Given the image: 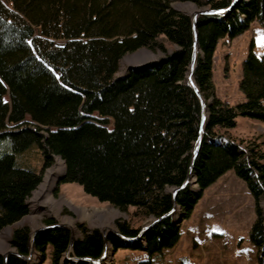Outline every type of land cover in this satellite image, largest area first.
Segmentation results:
<instances>
[{"label":"trees","instance_id":"trees-1","mask_svg":"<svg viewBox=\"0 0 264 264\" xmlns=\"http://www.w3.org/2000/svg\"><path fill=\"white\" fill-rule=\"evenodd\" d=\"M175 1L209 9L231 4L0 0V230L28 213L27 198L41 181V171L31 163L34 150L44 168L52 155L59 156L64 162L60 182L78 183L100 202L120 210L133 207L154 218L171 211L167 189L186 178L202 110L185 80L194 40L191 18L171 6ZM255 21L264 23V0H238L225 15H199L196 20L200 52L192 79L204 100H211L192 164L196 189L188 184L175 195L184 219L203 191L229 170L246 183L255 201L264 196V144L248 146L243 156L228 134L238 116L264 123V53H254L251 43L241 63V102L229 104L216 96L212 80L218 40L235 38ZM165 43L174 48L168 51ZM140 48L160 50L164 56L119 76L122 57ZM109 120L111 127L106 126ZM256 213L249 238L264 264V219L257 206ZM116 226L120 235L137 236L138 229L128 222ZM83 231L73 240L71 253L98 258L101 233ZM179 234L167 215L129 244L112 232L107 241L113 247L127 243L152 256L173 247ZM69 237L67 229L52 227L36 233L33 246L45 253L51 245L52 262L58 264ZM28 238L25 227L12 232L10 241L20 255L28 252ZM6 264L27 263L10 254Z\"/></svg>","mask_w":264,"mask_h":264},{"label":"rangeland","instance_id":"rangeland-1","mask_svg":"<svg viewBox=\"0 0 264 264\" xmlns=\"http://www.w3.org/2000/svg\"><path fill=\"white\" fill-rule=\"evenodd\" d=\"M171 6L189 15L190 18L194 11L208 8L198 7L191 1H175L171 3ZM34 32L38 34L39 31L35 29ZM251 43L254 53L258 55L264 53V23L252 22L249 29L242 34L233 39L224 37L217 42L213 55L212 80L215 95L229 104H236L244 99L238 88V82L241 76V63ZM165 46L168 51L174 48L168 43H165ZM199 52V49H196V55ZM163 56L160 50L152 51L145 48L128 53L120 61L118 75L125 74L129 68H138L136 66L144 63L149 65L159 61ZM186 76L187 72L185 80H187ZM4 100L8 102V96H5ZM210 100L211 97L204 100L205 105ZM93 115L98 117L95 113ZM25 120L30 121V117L26 116ZM111 124L109 120L106 126L111 127ZM228 134L237 142L240 152L245 156L248 153V146L255 143L264 144V123L238 116L235 127L230 129ZM34 153L36 155L32 157L31 163L39 172L41 171V181L27 198L28 213L0 230L1 257L6 252L16 251L10 241L12 232L16 228L25 227L29 233L28 252L25 255L29 257L25 260L27 264H53L51 245L47 246L45 253H40L33 244L31 247V235L37 229L46 231L48 229L40 228L64 224L67 226L65 229L69 231V235L71 233L75 240L84 235L83 229L87 233L93 230L101 233L103 228L107 231L110 229L117 231L118 222H128L132 228H137L139 233L146 224L155 219L153 216L141 215L133 207L120 210L108 203L100 202L96 197L86 193L78 183L60 182V177L64 174V162L60 157L52 155L49 165L44 168L40 154L36 150ZM55 157H59L58 162L54 159ZM60 166H63V172L56 177L49 190L50 196L54 201H58V205L55 209L52 208L53 210L45 207L44 204L34 207L31 199L35 190L43 182L46 172L50 168L57 170L59 167L60 169ZM190 180V187L196 189L194 175ZM171 190L172 188L167 189L170 193ZM256 206L259 207L261 217L264 219V196L255 201L246 183L229 170L203 191L189 217L184 219L183 210L175 206L170 215L172 221L178 225L180 234L173 247L149 256L143 249L128 247L127 243L132 241L129 237L128 241L125 239L127 243H120L118 247H113L108 242L106 248L109 247V252L108 254L105 252L106 256L98 263H81L74 260L75 257L68 245L65 250L68 258L64 256V252L58 264H103L105 257L109 259L108 264H259V250L249 238L252 223L257 219ZM93 210H105V212L96 215H99V220L93 219L94 216L83 217L85 213L91 216ZM32 215H39L37 221L33 220Z\"/></svg>","mask_w":264,"mask_h":264},{"label":"water","instance_id":"water-1","mask_svg":"<svg viewBox=\"0 0 264 264\" xmlns=\"http://www.w3.org/2000/svg\"><path fill=\"white\" fill-rule=\"evenodd\" d=\"M237 1L238 0H231V4L227 8H225V9H208V8H205V9H202V10L194 11L192 13V16H191V25H192V31H193V38H194V40H193V49H192L191 57H190V60H189V63H188V67H187V72H188L187 82L194 89V91H195L196 95L198 96V98L200 100V103L202 105L201 116H200V123H199V134H201V129H202V127L204 126V124L206 122H205V116H204V112H203V103H204L203 101L204 100H203V97L200 94L199 89L194 85V82H193V79H192V72H193V69L195 67L196 58H197L196 49L197 50L199 49L198 43H197L196 20H197V18H198L199 15H205V14L206 15H225V14H227L229 11H231L235 7ZM147 65H148V63L147 64L144 63L141 66H136V67H143V66H147ZM200 142H201V135L198 136L197 140L193 144L192 156H191V160H190V164H189V168H188V171H187V175H186L185 180L183 181V183L180 186L174 187L171 190L172 202H173V207H172L171 211L168 214H164L163 216H161L159 218H155L152 221H150L148 224H146L141 229V231L137 234L136 237L142 235L143 232L147 228H149L154 223L158 222L161 218H163V217H165L167 215H170L174 211L175 206H176V204H175V195H176V193L179 190L185 188V186L188 185L190 178L193 176V173H192V164H193V160H194V158H195V156L197 154V151L199 149ZM63 175L64 174H62V176L60 177V179L63 177ZM56 226L57 227H62V228H67V226L64 225V224H55L53 226H44L43 228H40V229H49V228L56 227ZM37 231H39V229L35 230L32 233V235H31V247H32V244H33V238H34L35 234L37 233ZM108 232L116 233L122 239H127V240L129 239V238L123 236V235H120L116 230L110 229L109 231H107V229L103 228L102 231H101V235H102V238H103V247H102V253H101V255L98 258H88V257L78 258V257H75V256L74 257L76 259L81 260V261L98 263L105 256L106 244L108 243V241H107V234H108ZM136 237L131 238V239H135ZM73 240H74L73 239V235L70 233L69 244H68L69 245V248H71V245H72ZM8 253L9 254L17 255L20 258L24 259V260H28V258H29L28 256L20 255L19 253H17V251L6 252V254L2 255V257H3V264H6V258H7V255H9ZM64 256L66 258H68L67 257V252L64 253Z\"/></svg>","mask_w":264,"mask_h":264},{"label":"bare ground","instance_id":"bare-ground-1","mask_svg":"<svg viewBox=\"0 0 264 264\" xmlns=\"http://www.w3.org/2000/svg\"><path fill=\"white\" fill-rule=\"evenodd\" d=\"M187 75H188V72H187ZM188 76H186V78H187ZM186 82H187V80H186ZM194 82V81H193ZM187 84H188V82H187ZM194 85H195V83H194ZM196 86V85H195ZM197 87V86H196ZM201 94V93H200ZM202 96V95H201ZM203 97V96H202ZM203 100H204V98H203ZM200 101V100H199ZM204 102V101H203ZM202 106V105H201ZM203 112H204V116H205V122H206V119H207V105H205V103H203ZM205 125V124H204ZM203 128H204V126L202 127V129H201V134H199V135H201V137H202V134H203ZM193 149V148H192ZM57 162L59 161V157H55L54 158ZM57 166V165H56ZM63 172V166L61 167L60 166V169H59V167L57 168V170L55 169V168H50L47 172H46V174H45V177H44V179H43V182L38 186V188H37V190H35V192H34V194H33V197H32V199H31V204L34 206V207H38V205L39 204H44L45 205V207H48V208H50L51 210H53V209H55L56 208V206L58 205V201H54L53 200V198L50 196V193H49V190H50V188L52 187V185H53V181H55L56 180V177H58V176H60V174ZM190 182H192L191 180H190ZM189 184V183H188ZM186 186H188V185H186ZM185 186V187H186ZM42 199V200H41ZM53 208V209H52ZM94 212L91 214V216H90V214H87V213H85V214H83L84 216L83 217H90V218H92L93 216H94V218L93 219H96V220H99L100 218H98L99 217V215L98 216H96L97 214H102V212L104 213L105 212V210H93ZM37 214H39V213H37ZM40 215V214H39ZM38 215V216H39ZM104 216H105V214H103ZM38 216H33L32 215V218H33V220L34 221H37V218H39ZM106 217V216H105ZM111 219V218H110ZM1 241V240H0ZM108 252H109V247L108 248H106V254H108ZM106 256V255H105ZM108 262H109V259H107V257H105V260H104V262H103V264H108Z\"/></svg>","mask_w":264,"mask_h":264},{"label":"snow or ice","instance_id":"snow-or-ice-1","mask_svg":"<svg viewBox=\"0 0 264 264\" xmlns=\"http://www.w3.org/2000/svg\"><path fill=\"white\" fill-rule=\"evenodd\" d=\"M222 11V10H221Z\"/></svg>","mask_w":264,"mask_h":264}]
</instances>
